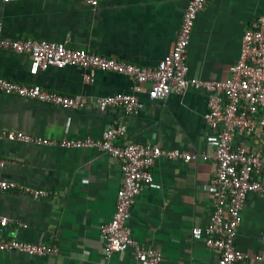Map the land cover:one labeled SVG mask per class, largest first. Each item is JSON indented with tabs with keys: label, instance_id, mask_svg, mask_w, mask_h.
I'll return each instance as SVG.
<instances>
[{
	"label": "crops",
	"instance_id": "0c3cea01",
	"mask_svg": "<svg viewBox=\"0 0 264 264\" xmlns=\"http://www.w3.org/2000/svg\"><path fill=\"white\" fill-rule=\"evenodd\" d=\"M188 0H0L1 32L7 38L62 42L142 66H155L170 50ZM264 13V0H209L197 15L187 49L188 76L225 80L240 55L245 29ZM28 53L0 48V77L20 84H37L66 95L81 94L83 108H63L34 98L0 91V130H15L49 139H98L116 122L126 125L121 142H152L163 149L177 148L195 159L159 157L152 166L153 180L143 187L131 209L129 225L140 244L161 252L159 264H214L218 251L204 238L193 237L194 226L208 224L212 206L211 178L216 162L210 153L203 119L207 94L190 87L163 99L148 97V84L135 91L134 81L110 71L77 66L31 72ZM135 93L142 102L136 114L120 107L100 111L94 97ZM235 143L264 155V128ZM5 163L0 177L35 189L46 197L34 198L17 190L0 191V238L50 243L57 254L30 255L0 251V264H130L131 249L105 256L99 230L109 221L120 185L117 160L92 147L38 145L0 138ZM264 176V173H263ZM235 243L251 255L264 252V193L245 199ZM246 264H264L249 258Z\"/></svg>",
	"mask_w": 264,
	"mask_h": 264
},
{
	"label": "built area",
	"instance_id": "2783aa9c",
	"mask_svg": "<svg viewBox=\"0 0 264 264\" xmlns=\"http://www.w3.org/2000/svg\"><path fill=\"white\" fill-rule=\"evenodd\" d=\"M3 2L14 0H1ZM97 5L99 0H79ZM209 0H188L182 14L176 38L170 50L155 66H142L107 57L85 49L67 47L62 42L32 38H7L2 35L0 48L16 53H28L32 60L31 72L49 66H77L88 70L86 81L92 79V70L110 71L134 81L135 91L148 84V97L163 99L170 93L182 94L190 87L202 88L207 94L203 119L208 133L205 141L210 153H202L203 160L216 162L212 185V206L209 222L204 227L194 226L193 237L204 238L209 247L218 251L214 264H246L253 258L264 261V252L253 254L236 246L237 227L241 210L249 193H264V155L236 144L238 136L250 137L257 127L264 128V13L255 18L241 38L240 55L231 66V76L225 80L201 79L188 76L187 49L197 15ZM0 91L6 94L34 98L63 108H83L87 101L81 94L66 95L43 89L37 84H20L0 77ZM91 102L100 111L120 107L126 114H136L142 102L135 93H117L94 97ZM126 125L116 122L108 126L100 138L49 139L15 130H0V138L19 140L38 145L60 147H92L107 152L117 160L120 185L116 191L115 208L109 221L99 226L104 254L131 249L134 260L130 264H159L161 252L152 246L140 244L131 232L129 218L140 191L153 180L151 172L155 161L167 159L190 161L196 155L177 148L163 149L152 142H121ZM5 159L0 156V167ZM17 190L34 198L46 197L44 190L35 189L0 177V191ZM8 218L0 215V225ZM0 251H19L30 255L57 254L59 247L50 243H34L14 238H0Z\"/></svg>",
	"mask_w": 264,
	"mask_h": 264
}]
</instances>
